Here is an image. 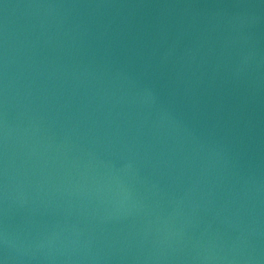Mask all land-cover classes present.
I'll list each match as a JSON object with an SVG mask.
<instances>
[{
    "label": "water",
    "instance_id": "water-1",
    "mask_svg": "<svg viewBox=\"0 0 264 264\" xmlns=\"http://www.w3.org/2000/svg\"><path fill=\"white\" fill-rule=\"evenodd\" d=\"M0 264H264V0H0Z\"/></svg>",
    "mask_w": 264,
    "mask_h": 264
}]
</instances>
